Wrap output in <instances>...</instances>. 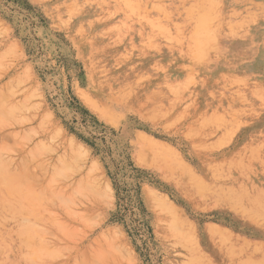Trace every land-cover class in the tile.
Masks as SVG:
<instances>
[{"label": "rangeland", "instance_id": "374dc122", "mask_svg": "<svg viewBox=\"0 0 264 264\" xmlns=\"http://www.w3.org/2000/svg\"><path fill=\"white\" fill-rule=\"evenodd\" d=\"M263 199L264 0H0V264H264Z\"/></svg>", "mask_w": 264, "mask_h": 264}, {"label": "bare ground", "instance_id": "6f19581e", "mask_svg": "<svg viewBox=\"0 0 264 264\" xmlns=\"http://www.w3.org/2000/svg\"><path fill=\"white\" fill-rule=\"evenodd\" d=\"M146 1V0H145ZM148 3V2H147ZM140 5V4H139ZM143 5V4H142ZM207 9V8H206ZM134 10V9H133ZM135 11V10H134ZM139 12H140V10H139ZM142 12V11H141ZM204 13H205V11H204ZM212 13V12H211ZM206 14V13H205ZM221 14V13H220ZM131 15V14H130ZM134 15V14H133ZM203 15V14H202ZM208 16V15H207ZM215 16V15H214ZM217 16V15H216ZM132 17H134V16H132ZM206 17V16H205ZM197 18V17H196ZM202 18V20H200L201 21V27L202 28H205L206 29V23H207V20L204 18V16H202L201 17ZM136 19V18H135ZM208 19V18H207ZM143 21V20H142ZM195 22H196V20H195ZM192 23V22H191ZM134 26V25H133ZM135 27V26H134ZM135 29V28H134ZM148 29V28H147ZM136 30V29H135ZM150 31V30H149ZM156 31V30H155ZM161 33V32H160ZM164 33V32H163ZM166 33V32H165ZM150 34V33H149ZM157 34H159V33H157ZM139 35V34H138ZM205 35V34H204ZM136 37H137V35H136ZM161 37V36H160ZM140 38H141V36H140ZM186 38H187V36H186ZM144 39V38H143ZM158 39V38H157ZM162 39V38H161ZM161 41V40H160ZM165 41V40H164ZM173 41V40H172ZM167 43V42H166ZM260 49V48H259ZM261 60V59H260ZM258 61V60H257ZM258 63V62H257ZM249 69V68H248ZM262 71V70H261ZM259 77V76H258ZM111 101V100H110ZM107 105V104H106ZM259 178V177H258ZM248 180V179H247ZM246 182V181H245ZM244 185V184H243ZM251 185V184H250ZM252 187V186H251ZM254 187V186H253ZM255 188V187H254ZM262 192V191H261ZM8 196V195H7ZM15 196V195H14ZM2 198V197H1ZM260 198H262V197H260ZM258 201H259V199H258ZM263 201H264V199H263ZM14 204V203H13ZM18 207V206H17ZM12 208V207H11ZM8 209V208H7ZM264 210V209H263ZM261 211V210H260ZM4 212V211H3ZM1 214V213H0ZM19 216V215H18ZM6 221H8V220H6ZM1 228V227H0ZM3 228V227H2ZM3 233V232H2ZM16 233H18V232H16ZM23 234H24V232H23ZM16 235V234H15ZM4 238V237H3ZM8 238V237H7ZM5 239V238H4ZM12 240H14V239H12ZM18 240V239H17ZM19 241V240H18ZM187 241V240H186ZM7 242V241H6ZM16 242V241H15ZM24 242V241H23ZM22 243V242H21ZM20 243V244H21ZM191 243V242H190ZM195 243V242H194ZM6 244V243H5ZM185 244V243H184ZM187 244V243H186ZM16 245V244H15ZM14 245V246H15ZM23 245V244H22ZM195 245V244H194ZM193 245V246H194ZM24 247V246H23ZM16 248H17V246H16ZM22 248V247H21ZM196 248V247H195ZM198 249V248H197ZM197 249H196V252H197ZM13 251V250H12ZM16 251V250H15ZM193 251V250H192ZM17 252V251H16ZM15 252V253H16ZM202 254V253H201ZM204 254V253H203ZM17 255H19V254H17ZM199 255V254H198ZM14 257H15V255H14ZM16 258V257H15ZM17 261V260H16ZM18 262V261H17ZM26 262V261H25ZM19 263V262H18Z\"/></svg>", "mask_w": 264, "mask_h": 264}]
</instances>
